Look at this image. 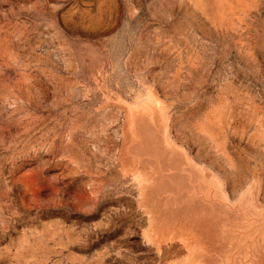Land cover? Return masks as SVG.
Segmentation results:
<instances>
[{
  "label": "rangeland",
  "instance_id": "rangeland-1",
  "mask_svg": "<svg viewBox=\"0 0 264 264\" xmlns=\"http://www.w3.org/2000/svg\"><path fill=\"white\" fill-rule=\"evenodd\" d=\"M0 264H264V0H0Z\"/></svg>",
  "mask_w": 264,
  "mask_h": 264
}]
</instances>
